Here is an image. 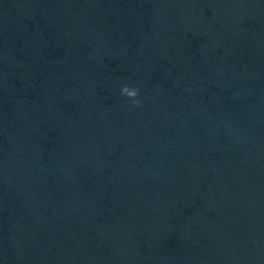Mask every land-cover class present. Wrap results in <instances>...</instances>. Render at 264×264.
<instances>
[{
	"label": "water",
	"instance_id": "1",
	"mask_svg": "<svg viewBox=\"0 0 264 264\" xmlns=\"http://www.w3.org/2000/svg\"><path fill=\"white\" fill-rule=\"evenodd\" d=\"M0 264H264V0H0Z\"/></svg>",
	"mask_w": 264,
	"mask_h": 264
},
{
	"label": "clouds",
	"instance_id": "2",
	"mask_svg": "<svg viewBox=\"0 0 264 264\" xmlns=\"http://www.w3.org/2000/svg\"><path fill=\"white\" fill-rule=\"evenodd\" d=\"M121 93L122 95L131 98L134 105L138 104V101L135 100V97L138 95V90L125 86L121 89Z\"/></svg>",
	"mask_w": 264,
	"mask_h": 264
}]
</instances>
